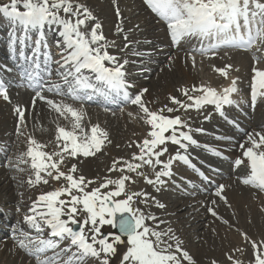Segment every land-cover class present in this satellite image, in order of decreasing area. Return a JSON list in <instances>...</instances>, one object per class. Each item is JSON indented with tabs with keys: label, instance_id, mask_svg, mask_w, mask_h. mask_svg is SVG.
<instances>
[{
	"label": "snow or ice",
	"instance_id": "6c2138e0",
	"mask_svg": "<svg viewBox=\"0 0 264 264\" xmlns=\"http://www.w3.org/2000/svg\"><path fill=\"white\" fill-rule=\"evenodd\" d=\"M144 3L166 23L170 41L177 47L182 42L198 41L199 46L193 52L211 57L225 47L255 49L251 104L254 107L258 99L264 100V67L261 66L264 64V0H144ZM115 13L120 17L115 31L123 34L127 48L131 42L124 34V19L118 5ZM0 16L9 22L8 48L21 79L34 92L31 108L20 105L14 108L15 135L23 138L26 150L15 162L8 160V166L24 171L20 165H28L31 175L27 183L33 187L53 181L59 184L32 202L29 214L23 217L26 227L14 229L17 247L37 264H89L90 261L111 264L119 245L125 246L120 264H198L174 229L161 227L164 221L149 210L152 206L163 209L165 205L143 189L133 190V186L141 178L155 192H160L172 178L176 162L195 168L188 149L199 146V142L193 136L191 117L186 114L195 111L209 120L211 116L206 109L213 106L224 115V107L235 103L232 97L238 92L239 78L231 75L233 66L225 64L213 69L229 80L227 87L218 90L203 83L181 87L177 89L178 95L167 97L168 103L153 109L145 99L147 88L130 92L135 86L126 78L128 61H121L109 51L116 46L115 41L105 36L102 23L85 3L3 0ZM53 30L56 39L50 44L48 31ZM187 59L192 67L196 66L194 54H189ZM3 70L12 71L7 66ZM98 97L106 101L120 97L136 106L146 131L141 138L128 142L127 147L135 151L114 158L104 176L88 178L80 173L79 160L95 157L111 143L108 131L91 123L83 107ZM0 98L11 102L8 85L2 77ZM37 100L52 115L55 134L49 143L41 142L34 134L45 130L42 124L33 123L29 131L28 116L35 111ZM40 115L36 113L33 120H39ZM230 123L240 129L236 121ZM195 131L203 133L204 129ZM169 146L175 147L174 153L170 154ZM237 146L240 155L232 159V166L239 170L237 180L254 189L258 196L264 194V130L244 132V139ZM205 147L212 154L228 159L219 149ZM200 175L211 180L202 172ZM226 190L227 185L218 184L215 195L231 207ZM211 204L207 208L211 216L230 229L235 228L219 215L216 201ZM261 210L264 211V206ZM235 230L240 233L241 243L224 253L227 264H264V238L254 239L239 228ZM243 256L248 257L247 261ZM210 264L220 261L211 259Z\"/></svg>",
	"mask_w": 264,
	"mask_h": 264
},
{
	"label": "bare ground",
	"instance_id": "6f19581e",
	"mask_svg": "<svg viewBox=\"0 0 264 264\" xmlns=\"http://www.w3.org/2000/svg\"><path fill=\"white\" fill-rule=\"evenodd\" d=\"M130 1H133V4L130 5ZM80 2L82 3V0H80ZM86 5L93 11L94 15L98 18V20L101 23H105V24H103V32H104L105 36L109 39V41H115V45H116L115 47H111L109 49V51L111 53L119 56L121 61H123V60L129 61L130 58L127 59V55H128L127 52L130 50L136 51V46L141 41L144 43L143 44L144 46L143 45L140 46V47H142V49L137 51L136 53H143V55H134L137 57L139 56L138 58L147 57V58H151V59L156 60V61L160 60L162 62H166L168 57L172 56L173 62L170 61V63H172L173 69L170 70V69L166 68L169 66V65H167V63H168L167 62L165 64L167 66H164L162 68L163 74H158L159 76L156 75L157 76V77H155L156 79L153 82L150 81L152 83L151 86H149L148 84H146L144 82H141V81H145V80H140V81L137 80L138 78H140V76H139V75H141L140 73L139 74L137 73V74L127 78L128 80H130L129 82L135 86L134 88L130 89V92L136 93L141 89H144V88L148 89V92L145 94V99L148 102H150L149 106L151 108L156 109V108H159L162 105L168 103L167 97L170 94L171 95H178V92H177L178 88L196 84V76L191 71V67H189L187 65L188 61L186 62L187 59H186V54L184 53V51L187 49V47L183 44V42L178 47L171 44V42L169 41L170 37H169L167 29L162 24V22L159 20V17H157L156 14H154L151 11V9H148L147 5L144 3V0H87ZM117 5L119 6L121 17L124 19V24H123V27L125 29L124 34L128 35L129 41L131 42L130 46L127 48L124 47L127 42L122 39L123 34H117L115 31L116 27L120 24V17H117L116 13H115V7ZM127 6H130V7L128 8ZM136 25H139V27L136 28L135 27ZM154 30H157L156 35H158V38L156 40L155 39L151 40V39H149V38H151L149 35H151L152 33H155ZM149 31H151V32H149ZM48 34L52 35V37L54 39H56V35H55L54 30L48 31ZM151 41H153V42H151ZM156 43H166L168 45V48H162V49L159 48V49L155 50L157 47L156 46L154 47V44H156ZM154 52L165 53V55L163 56V60L159 59V57L157 58L156 56H154L155 55V54H153ZM229 52L230 53H232V52L238 53L237 50H233V51H229ZM246 54H248L250 56H248ZM246 54L240 53L239 57H240V59H243V60L245 58H248L247 60L251 64L250 65L251 68L249 69V73L252 75L253 74L252 68L254 65V61H253V54L254 53L253 54L246 53ZM9 60L13 61V58H12L10 51H9V48H7L5 51H2L0 49V72L2 74H3V70H1V69L4 68V66H6L7 61H9ZM247 60L242 61V62L245 63V62H247ZM248 62H247V64L244 65L245 67L247 65H249ZM132 64H133V62H132ZM136 64H142L144 66L149 67L151 70H153L151 72V74H154V69H156L155 66H153V63H151L149 61H145L142 63L135 62V66H136ZM158 66H160V64ZM261 66L264 67V64H262ZM14 70L18 74H21L17 67ZM143 72H144L143 75L148 76L147 71H143ZM137 81H138V84L136 83ZM228 84H229V82L226 83L223 87H227ZM222 88H217V89L219 90ZM45 95L51 96V95H48L47 93H45ZM33 96H34V94H33ZM32 99H33V97L29 98V100H27L25 102L24 106L31 108ZM57 99H59V98H57ZM1 101H0V113H4L3 120H5V119L9 118V116L7 117V115H8V112L10 111V109H8L6 101L4 102L3 99ZM67 102L70 103V101H67ZM87 104H89V103L86 102L85 104H83V107L88 112V110L86 108ZM248 104H251V100L248 101ZM80 107H81V105H80ZM207 109L210 111V113L212 115L217 117V120L214 122L213 121L208 122V123H204V121L201 122L200 128L206 129L207 135H213L214 136L215 133H217L216 138H218V139H219V137H225L226 136V137H231L230 140L240 141L242 138H244L243 137L244 135L242 134V132H240L241 131L240 129H243V130L246 129L247 132L252 131L251 129H253V132L263 130V128L258 129V127H261V126L264 127V100H262V99L257 100L255 106L253 107V109H256L254 112L246 111L245 108L239 110L242 112H244V110H245L247 112V114L250 115L249 118L250 119L252 118V120H250V121H247V120L243 121L242 117H244V116L240 115L239 112L234 113L235 109L233 110V107L225 108L223 116H221L218 112H216L215 110H213L209 107H207ZM36 113H40L41 115H40L39 120L34 121L33 117L36 115ZM101 113L103 114V118L107 117V120L109 122L108 125H109L111 123L110 118H111L112 113L111 114H107V113H103V112H101ZM232 113L236 117L232 116ZM87 115H88L87 118L88 119L90 118L89 120H91V118L94 120H96L97 117L101 118V115H96L95 118H93L94 116L91 114H87ZM226 115H228V117H226V123H224L223 118ZM232 117L236 121H237V119L242 120V122H244L246 125L245 126L239 125L240 129H237L236 127H234V125L230 126L228 123H229V120L232 119ZM9 119H7L6 124L4 126L0 125V136L3 134H7L11 131V130L9 131ZM138 120H140L139 117H138ZM1 121L2 120H0V122ZM121 122H122V124L117 125V127H116L117 123L115 121V126L112 128H109L106 121L104 119H102V126L101 127L106 129V130L108 128L107 131L109 133L110 140L112 139L111 143L108 144L107 149L115 158L118 156L119 157H121V156L126 157L127 156V148L125 146L128 144V142L131 140L139 139L143 136L141 133L142 128L137 126L138 124L136 125V123H135V125H132V124L130 125L129 121L126 120V118H123L121 120ZM33 123H36L38 125L42 124L43 128L45 129L43 131L37 130L34 133L38 140H40L41 142H44V143H49V142L54 140L55 126L52 123V115L48 112L46 105L39 100H37V102H36L35 111L32 112L28 116L29 131H32ZM60 123L64 124L66 122L60 121ZM143 127L146 128V126L144 124H143ZM196 128H198V127H196ZM232 130H234L235 133H232ZM116 135L118 136V138L116 137L117 139H115ZM193 136L199 142V146L192 145V146H190V149L188 150V155H189V158L191 160V163L195 166L200 167L209 177L213 176L214 179H212V180L216 182V185L214 187L210 186L207 188L204 185L203 181L201 184L195 176H194V179H193L194 181H193L190 179L189 175H185L187 172H185L184 175H181V172H183L184 169H188V168H186L180 164H178L176 167L173 166V170H175V173L177 175H181L180 179L182 180L183 185L190 186L191 188H193V190H189V191L186 190L185 195H188V196H192V195L196 196L197 195L198 198L194 197L193 200L190 199V200H187V202L183 201L179 205H176V206L174 205V207H173L174 209H170L171 212H167L168 214L170 213V215L172 217L175 215H176V217H178L181 215V212L184 209H186L189 205L191 206L192 203L198 204L197 210L201 211V213H198V215L195 218L191 219L190 221L182 222L181 224H179V226H176L175 224L167 225V227H171L172 229H174L176 234L183 241L184 247L187 250H189L191 254H194L195 250L191 245L192 243L191 244L188 243L189 239L186 236V234H185L186 231H184V229L190 228L191 230L192 229L198 230L200 227L205 226L204 225L205 223H203V221H202V223H200V221L207 218V216L205 215L207 212L206 209L208 207H212L211 201H213V200H215L216 204L218 205L216 210L222 209L224 211H226V210L228 211V209L226 207H224L225 204L222 203L223 201L220 200L214 194V192H216V190H217L218 184H225V185L230 184V185H232L231 193L228 194V192L226 191L225 195L227 196L229 203L233 206V207H230V209L234 213L238 214L242 210L245 213V215H247V217L252 218L254 221L264 217L263 216L264 211L261 210L262 206H264V199H262V198L259 199V196H261V197H264V196L262 194L258 196L256 194V192L253 194L250 191V193L252 195L249 194L247 196H252L256 200L255 202L253 200H250L249 198L239 199L238 191L242 190L244 187H249V186H244L243 184H241L237 180V173L239 172V170L235 169L232 165L231 166L229 165V169H226L225 166H222V161L217 160L216 155L212 154V152L209 151L205 147V145L208 146V145H212V144H207L206 141L203 142V141L199 140L197 137H200V133L198 134V132H196L195 129L193 130ZM234 138H235V140H234ZM113 140L115 141V144L112 143ZM226 140H228V139H226ZM12 142H13V140H12ZM19 143H23V138L21 139V141ZM213 147L220 149L219 145H215ZM116 148L117 149L121 148L120 149L121 151H118ZM50 149H51V144H50ZM24 150H26V146H24V145H23V148L12 147V154H15L14 156H16L18 154H21L22 151H24ZM132 150L135 151V149H132ZM169 151L174 152L175 147L169 146ZM220 151H222V150H220ZM10 152H11V150H10ZM222 152L226 153V151H224V150ZM228 153H230V152H228ZM228 153H226V154H228ZM6 154H7V148H5V149L0 148V159L4 158L6 156ZM234 154H235V152H234ZM99 155L100 154L96 155L95 157H88L89 159L88 158H81L78 162V167H79L80 173H81V171H85L86 166L91 168V171L88 173H94L95 174V172H94L95 170L93 169V165L96 166L97 169L101 170L104 165L98 159ZM228 155L230 156L231 153ZM179 163H183V162H179ZM218 164H221V166H218ZM213 169H219V171H213ZM212 171L215 175H217V177H219L221 179L216 181L215 178H217V177L214 176ZM15 173L16 172H14V174ZM19 174H21V173L19 172ZM228 176L230 177V179L233 178L234 176L236 178L231 180V181H228V180L223 181ZM23 177H21V180L24 181V183H27L28 178H26V177L23 178ZM4 178H5V176H4ZM19 180H20V178H19ZM4 181L7 183L8 186H3L0 188V200L2 198L1 197L2 192L3 191L5 192V190L9 189L8 188L9 187L8 177L5 178ZM0 182H2L1 178H0ZM25 186H26V190H25L26 195L25 196L22 195L20 197V201H22V205H25V208H22V211L24 214L20 215L19 220L17 221V224H18L17 227L18 226L19 227H26L23 224L24 215L29 214L28 213L29 209L26 208V205L31 206L32 201H33L32 196H31V191H30L31 186H29V185H25ZM141 186H142V184H141ZM178 187H179V189H183L182 184L178 185ZM197 188H200L198 190L199 192L196 191ZM249 188H251V187H249ZM211 192L213 193V195ZM19 193H21V192L18 191V194ZM164 193H165L164 195H166V192H164ZM178 193H180V192H178ZM208 193H211V194L208 196ZM190 194H192V195H190ZM165 197H167V195ZM8 198H10V197H8ZM158 200L160 201V203H163V204L166 203L163 198H160ZM153 213L155 215H157L160 220H162V221L167 220V215H168L167 213H163L161 211L160 212L157 211V212H153ZM167 222L168 221L164 222L165 226H166ZM182 226H184V227H182ZM238 228L242 229V231H243V226L241 224H239ZM263 229H264V227L259 229V233L261 235H264ZM234 234L230 233L231 239H227V240H229V247H230L229 249L232 248L233 241L231 242V240H233L232 235L234 236ZM228 237H229V235H228ZM227 242L225 241V243H227ZM225 245H227V244H225ZM233 246H234V244H233ZM11 253L13 254V256H18V253L12 248H11ZM20 263H22V260H19L18 264H20Z\"/></svg>",
	"mask_w": 264,
	"mask_h": 264
},
{
	"label": "rangeland",
	"instance_id": "374dc122",
	"mask_svg": "<svg viewBox=\"0 0 264 264\" xmlns=\"http://www.w3.org/2000/svg\"><path fill=\"white\" fill-rule=\"evenodd\" d=\"M0 2H3V0H0ZM86 2H87V0H82V3L86 4ZM131 4H133V1H130V5ZM127 7L129 8L130 6H127ZM0 17H2V16H0ZM1 22L2 21L0 20V23ZM103 24H105V23H102V25ZM154 31H155V33H152L151 35H149L151 37L149 39H151V40H153V39L156 40L158 38V35H156L157 30H154ZM8 32H9V22L4 23V24H0V49L2 51H5L8 48L7 47ZM149 32H151V31H149ZM50 36L52 37V35H50ZM51 37H48L49 43L53 44L54 41L52 39H54V38L52 37V39H51ZM151 42H153V41H151ZM183 43L185 45H187L188 48H191L192 44H193L192 42H190V43L189 42H183ZM143 44L144 43L141 41L136 46V51L130 50L131 52L130 51L127 52V54H128L127 59L128 58H130V59L128 61V64L126 65V72H127V75H131L130 73H133V71L136 70L137 71L136 73L141 74V75H139L140 78H138L137 80L140 81V79L142 77L141 80H146V81H141V82H144V83L148 84L149 86H151L152 83L150 81L153 82L156 79L155 77L159 76L158 74H163L162 68L164 66L169 65L166 68L170 69V70L173 69L172 63H170V61L173 62V58H172V56H170V57H168L166 62H162L160 60L156 61V60H153V59L147 58V57L138 58L139 56L138 57L134 56L137 51L142 49V47H140V46H142ZM155 46L157 47L155 50H157L159 48H161V49L162 48H168V45L166 43H156V44H154V47ZM55 51H56V49L53 46V52H55ZM184 53L186 54V59L188 57V54H191V52H188L187 49L184 51ZM153 54H155L154 56H156L157 58L159 57V59H161V60H163V56L165 55V53H162V52H154ZM239 54L237 52H232V53L222 52V53L218 54V56L209 57V58H199L198 60L196 59V66L195 67H192L190 59H187V61H188L187 65L189 67H191V71L195 74L197 85L203 83V84H209L212 87L218 86L216 88H222L226 84V83H223L226 81V79H224L220 75H216V72L213 69H214V67H223L225 64H231L233 66V69H234L232 71L231 75H235V77L239 78L238 79V93L237 94H238L239 101H241V105L244 106L245 99H246V97H248L247 89L250 86L251 77H252V75H250V73H249V69L251 68L250 67L251 64L248 62V60H247L248 58H245L244 60L240 59ZM245 60H247V62L249 64L246 67L244 65L247 64V62H245V63L242 62ZM11 61L12 60H9V61H7V63L11 62ZM131 61L133 62V64ZM145 61H149V62L153 63V66H155V68H156V69H154V74H151V69L147 66H144L142 64H136L137 67L135 66V62L142 63ZM166 63H167V65H165ZM159 64H160V66H158ZM235 69H238V71H235ZM1 70H3V68ZM144 70H147L148 72H150V74H148V76L143 75ZM8 75H10V74H8ZM128 81H130V80H128ZM136 83L138 84V81ZM9 96H10L11 102L10 103L7 102V105L10 108V111L8 112L7 117L9 116L10 119L9 118H7V119H9V131L10 130L11 131L7 134H3L4 136L3 135L0 136V148L1 149L7 148L6 156L4 158L0 159V178L2 181V182H0V188L3 186H8L7 183L4 181L5 178L8 177V182H9V187H8L9 189L5 190V192L3 191L4 193L2 192V196H1L2 198L0 200V220L2 217V221H0V264H18L19 260H22V263H20V264H37V262L34 258L30 257L27 253H25L23 250H21L17 247L18 240L16 238H11V236L14 237V232H12V231H14V229L17 228V225H18L17 221L19 220L20 215L24 214L22 211V208H25V205H22V201H20V197L22 195L23 196L26 195V193H25L26 186L25 185H29L28 183H24V181L21 180V177L24 176L23 178H25V177L29 178V176L31 175V172L29 170L28 165H23V164L20 165L21 168L25 169L24 171L21 172L15 168L9 167L8 163H7L8 160H12L15 162L17 160V157L20 155V154H18L16 156H14L15 154H12V147L23 148V145L25 146L24 143H19L21 141L22 137L18 139L17 136L15 135V128H16L15 115L16 114L14 112V108L16 105H15L14 101L20 100L23 102L25 99V102H26L31 97H30V95L27 96L24 93L17 95L16 92H14V91H10ZM68 101H70V103H74L71 100H68ZM75 105L77 107H80L79 103H75ZM86 108L88 110L87 114L93 115L94 116L93 118H95L96 115H101V118L97 117L96 120L91 118L90 121L93 124H99L100 126H102V119H104L108 125L109 122L107 120V117L103 118V114L101 112L103 110V113L105 112L107 114H111V113L107 112L109 110H106L107 108H109L113 112L111 114V118H110L111 123L108 125L109 128H112L115 126V121L117 123L116 127H117V125H121L122 124L121 120L123 118H126V120L129 121L130 125L131 124L135 125V123H136V125L138 124L137 126L142 128V132H141L142 135H144V133L146 131V128L143 127V124L141 123V121L138 120V117L142 114L139 112V109L136 106L132 107L129 105H124V104L122 106H118V105H114V104L112 105V103H111L107 107L88 106V104H87ZM130 113H131V115H129ZM3 115H4V113H0V120H2L0 122V125H2V126H4L6 124V121H7V119L3 120ZM202 118H203V115H201V114L200 115L192 114L191 120H193V122H195V123L198 122V124H196V127L199 128V122L203 120ZM250 120H252V118ZM261 127H263V126H261ZM107 130H108V128H107ZM252 131H253V129H252ZM116 137L118 138L117 135L115 136V139H117ZM12 140H13V142H12ZM213 140L214 139H212V141ZM234 140H235V138H234ZM213 142L214 143L215 142L216 143L222 142V144L224 146H226V148H232L231 144H229L228 141H225V140H214ZM112 143L115 144V141L113 140ZM237 145H238V143L233 147H236L235 152L239 153L240 150H239ZM107 146L105 147L104 151L99 153L100 155L98 156V159L104 165L102 167V169L99 170V169H97L96 166L93 165V169L95 170L94 171L95 174L94 173H88L91 171V168L86 166L85 167L86 172L81 171V174L85 175L88 178H94L96 176H104L106 174L107 168L110 166L112 160L115 158L109 152V150L107 149ZM125 147L127 148V156H128V154H130V152L133 150L129 149L127 147V145ZM120 149H117V150L121 151ZM10 150H11V152H10ZM24 151H22V152H24ZM175 164H176L175 167L178 164L181 165V163H179V162H176ZM14 172H16V173L14 174ZM19 172L21 174H19ZM185 172H187L185 175H188V173H189V176L192 173V172H188V169H184V171L181 172V175H184ZM113 175H115V174H113ZM181 175H178V178H181ZM4 176H5V178H4ZM19 178H20V180H19ZM217 178H219V177H217ZM217 178H215V180L218 181ZM235 178L236 177L234 176L230 180L229 179H227V180L231 181ZM212 179H214V178H212ZM141 184H142V186H141ZM29 186H31V185H29ZM58 186H59V184H57L54 181L48 185L41 184V185H38L36 187L31 186L30 191H31L32 200L33 201L36 200L37 197L41 193L50 191V189H54ZM177 186L172 185L170 183H167L164 187H162L160 192H155L153 190L152 186L145 184L143 179L137 178V183H136V185L133 186V190L143 189V190L151 193L153 196H155L157 198V200L160 198H163L166 202V203H164L165 208H163L161 210L160 208H156L155 206H152L149 210L153 211V212H157V211L160 212L161 211L163 213H167V212H171L170 209H174L173 208L174 205L175 206L179 205L183 201L187 202V200H190V199L193 200L194 197L198 198L197 195L196 196H193L192 194H190L192 196L185 195L186 190H188V188L185 189L186 185L182 184L183 189H179V187H177ZM188 187H190V186H188ZM149 189H151V190H149ZM177 189H178V191H177ZM199 189L200 188H197L196 191H198ZM190 190H193V188H191ZM231 190H232V185L227 184V190L226 191L228 192V194L231 193ZM252 190H254V189H251L249 187H244L242 190L238 191L239 199L249 198L250 200H253L255 202L256 200L252 196H247V195L251 194L250 191L252 192ZM18 191H20L21 193L18 194ZM164 192L168 193V194L166 193L168 198L165 197L166 195H164L165 194ZM178 192H180V193L182 192V193L180 194ZM171 194H173V195H171ZM214 194H215V192H214ZM212 195H213V193H212ZM8 197H10V198H8ZM261 198L264 199V197L259 196V199H261ZM224 207H226L228 209V211L227 210L224 211L222 209H217V212L219 213V215L221 217L229 220L231 224L235 225V228H238L239 224H241L243 226V231L247 232L252 238H254V239L264 238V235H261L259 233V229L264 227V224H263L264 223V217L254 221L252 218L247 217V215H245V213L242 210L237 214V213H234L230 209V207H228L227 205H225ZM231 207H233V206L231 205ZM26 208L29 209L30 206L26 205ZM197 209H198V204L192 203L191 206L189 205L186 209H184L182 211L183 213L181 212V215L178 217H176V215L172 217L170 215V213L169 214L167 213L168 214L167 220H165V221H168V222L166 223V226H165V224H162L161 227H167V225H172V224L179 226V224H181L182 222L190 221L191 219L195 218L198 215V213H201V211H198ZM2 212H4L5 215ZM205 215L207 216V218L200 221V223H202V221H203V223H205L204 224L205 226L200 227L198 230H194V229L191 230L190 228L184 229V231H186L185 234L189 239L188 243H190V244L192 243L191 245L195 250L193 255L197 259L198 264H210L211 259H217L218 261H220V264H227V262L225 261V258H224V253L226 251H228L230 248L229 247V240H227V239H231L230 233H232V234L235 233L234 236L232 235V239H233V240H231V242L233 241L232 247H233V244H234V246L239 245L241 243L240 233L237 232L235 230V228L230 229L227 225H224L221 220L212 217L208 211L206 212ZM5 219L7 220L6 222H5ZM10 220H12V221H10ZM8 221H10V222H8ZM13 227H15V228H13ZM182 227H184V226H182ZM10 228H13L12 231ZM106 231H111V229H106ZM10 233H13V234H10ZM228 235H229V237H228ZM225 241L226 242L228 241V242L225 243ZM225 244H227L228 246ZM11 248L14 249L18 253V256H13V254L11 253ZM124 251H125V246L119 245L118 254L112 259L111 264H120V259H121L120 254H122ZM236 255L239 256L240 254L237 253ZM241 258L244 259L245 261H247V259H248L247 256H243ZM89 264H92V262L90 261Z\"/></svg>",
	"mask_w": 264,
	"mask_h": 264
}]
</instances>
